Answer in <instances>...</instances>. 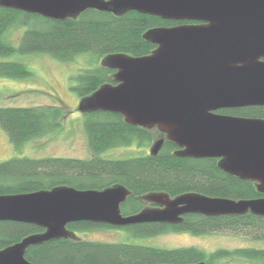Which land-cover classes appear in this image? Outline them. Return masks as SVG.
Here are the masks:
<instances>
[{"label": "water", "instance_id": "1", "mask_svg": "<svg viewBox=\"0 0 264 264\" xmlns=\"http://www.w3.org/2000/svg\"><path fill=\"white\" fill-rule=\"evenodd\" d=\"M0 6L61 20L97 9L116 15L133 10L170 20L201 21L148 29L144 38L157 45L149 55L104 56L100 63L116 70L117 84H103L82 97L78 108L82 113H121L130 124L158 128L180 146L176 154L220 157L222 169L256 181L264 194V118L216 112L264 105V0H0ZM164 141L156 140L150 153L157 154ZM129 195L122 184L104 189L60 185L0 195V220L45 228L0 249V264H33L25 257L31 245L78 238L67 228L71 222L127 226L178 223L187 213L264 216V196L234 200L196 192L175 197L149 192L142 199L150 206L124 215L121 205Z\"/></svg>", "mask_w": 264, "mask_h": 264}, {"label": "trees", "instance_id": "2", "mask_svg": "<svg viewBox=\"0 0 264 264\" xmlns=\"http://www.w3.org/2000/svg\"><path fill=\"white\" fill-rule=\"evenodd\" d=\"M189 20H170L156 15L128 11L123 15L88 9L78 17L52 19L35 13L0 6V56L48 53L63 62L91 53L93 66L81 69L73 89L80 98L91 95L103 84H117L115 69L101 65V59L113 53L132 56L151 54L156 44L144 38L157 26H175ZM22 27L17 44L7 33ZM31 74L23 62L0 60V76L25 78ZM219 112L244 117L264 118V105L225 108ZM84 114V129L90 158L61 156L13 157L0 161V195L29 193L67 185L78 189H104L122 184L130 195L121 205L124 215L139 212L149 202L142 196L166 192L172 197L189 192L234 200L255 199L264 194L257 182L241 179L222 170L216 158L184 157L176 154L178 146L165 138L157 154L145 153L126 158L102 156L110 148L143 145L154 139V128L133 125L121 113L93 111ZM68 111L63 105L0 106V126L11 141L22 145L33 138L60 130ZM102 227H124L138 237L168 232L203 235L229 231L253 241H264V216L245 214L204 215L187 213L178 223L144 222L114 226L90 221L71 222L67 228L87 231ZM45 228L27 222L0 220V249ZM25 257L33 264H264V247L217 248L206 251L196 246L164 248L133 242L102 241L74 237L52 239L31 245Z\"/></svg>", "mask_w": 264, "mask_h": 264}, {"label": "rangeland", "instance_id": "3", "mask_svg": "<svg viewBox=\"0 0 264 264\" xmlns=\"http://www.w3.org/2000/svg\"><path fill=\"white\" fill-rule=\"evenodd\" d=\"M22 27H15L8 33V39L17 44ZM0 60H16L26 64L31 74L25 78L0 76V106H39L60 104L68 111L60 130L33 138L22 145L13 143L8 133L0 126V161L13 157H75L90 158L89 147L84 129V114L78 106L80 97L73 89L75 76L83 68L93 66L95 58L91 53L77 56L71 62H63L48 53L14 54L0 56ZM165 134L154 128V139L143 145L133 143L129 146L114 147L103 152L102 156L126 158L149 153L154 142L165 138ZM78 238L133 242L164 248L196 246L206 251L217 248L235 249L240 247H264V241H253L245 237L243 231L213 232L196 235L190 232H168L155 236L138 237L124 227H102L87 231L75 230ZM247 264L246 261H234ZM233 264V263H232Z\"/></svg>", "mask_w": 264, "mask_h": 264}, {"label": "flooded vegetation", "instance_id": "4", "mask_svg": "<svg viewBox=\"0 0 264 264\" xmlns=\"http://www.w3.org/2000/svg\"><path fill=\"white\" fill-rule=\"evenodd\" d=\"M189 21H193V22H190V23H200L201 21H194V20H189ZM263 60H264V58H263ZM237 108V107H236ZM223 109H225V108H223ZM221 110V109H220ZM217 113H220V114H224V115H230V116H237V117H244V116H238V115H235V114H228V113H223V112H219V110H217L216 111ZM165 134V133H164ZM165 138H167V135L165 134ZM168 139V138H167ZM176 144V143H175ZM177 145V144H176ZM178 146V145H177ZM178 149H180V146H178V148H177V150ZM213 158H216L217 159V161H218V165H219V161H220V157H213ZM220 167V166H219ZM221 168V167H220ZM222 169V168H221ZM222 170H224V169H222ZM225 171V170H224ZM225 172H227V171H225ZM228 174H231V173H229V172H227ZM231 175H234V174H231ZM234 176H237V175H234ZM237 177H239V176H237ZM239 178H241V177H239ZM241 179H244V178H241ZM245 180H251V179H245ZM254 181V180H253ZM154 204H151V206H153Z\"/></svg>", "mask_w": 264, "mask_h": 264}]
</instances>
